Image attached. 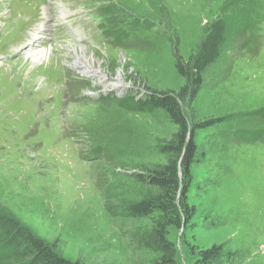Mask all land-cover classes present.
Here are the masks:
<instances>
[{
  "label": "rangeland",
  "instance_id": "374dc122",
  "mask_svg": "<svg viewBox=\"0 0 264 264\" xmlns=\"http://www.w3.org/2000/svg\"><path fill=\"white\" fill-rule=\"evenodd\" d=\"M219 17L241 29L181 99L191 124L218 122L195 131L197 213L174 239L182 264L221 243L211 264H264V0H0V209L71 260L156 264L138 242L149 220L121 205L141 198L135 177L165 161L176 126L130 99L187 90ZM51 45L41 64L26 55ZM73 47L99 71L77 69Z\"/></svg>",
  "mask_w": 264,
  "mask_h": 264
},
{
  "label": "trees",
  "instance_id": "16d2710c",
  "mask_svg": "<svg viewBox=\"0 0 264 264\" xmlns=\"http://www.w3.org/2000/svg\"><path fill=\"white\" fill-rule=\"evenodd\" d=\"M240 24L227 17L215 19L208 27L197 53L187 63L184 75L188 89L176 94L153 92L145 99H130L140 109L165 110L176 126L161 151L165 161L137 173L141 198L121 205V213L130 218L149 220L148 227L138 234L139 244L155 255L156 264H182L175 233L191 222L197 207L189 202L192 167L198 158L195 131L217 123V120L191 124L181 99L190 89L193 97L203 84V75L216 62L231 39L239 33ZM186 91V92H185ZM225 244L190 249V264H211L228 254ZM192 248V247H191ZM0 264H83L61 255L50 242L38 236L18 218L0 209Z\"/></svg>",
  "mask_w": 264,
  "mask_h": 264
},
{
  "label": "bare ground",
  "instance_id": "6f19581e",
  "mask_svg": "<svg viewBox=\"0 0 264 264\" xmlns=\"http://www.w3.org/2000/svg\"><path fill=\"white\" fill-rule=\"evenodd\" d=\"M50 14H51L50 10L47 7H45L43 19L44 20L47 19L48 15ZM34 28L39 29L38 25ZM40 41H42L41 36L39 34H36V41L33 44L30 43V45H28V43L24 42L22 45H27L25 52L30 51V49L34 48ZM52 47L53 45H51L50 47H43L37 50H33L26 55H28L27 57L29 59H32L33 62L41 64V61L44 62L46 59H52L56 55L53 52ZM73 48L75 49L74 55L70 56L69 59L74 61L75 67L77 69H84L85 71H90L93 68L95 69L96 67H100L99 61L95 58L94 54L88 51L86 47L85 48L84 47H77V48L73 47ZM79 49H81V51ZM95 71L98 72L99 70L95 69ZM119 77H122L121 73L119 74Z\"/></svg>",
  "mask_w": 264,
  "mask_h": 264
}]
</instances>
